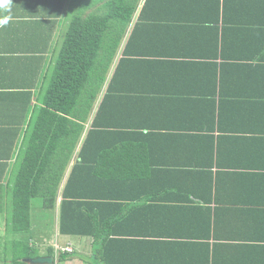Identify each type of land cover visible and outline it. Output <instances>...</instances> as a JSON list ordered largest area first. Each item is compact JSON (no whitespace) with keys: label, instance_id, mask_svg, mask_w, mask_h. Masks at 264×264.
Instances as JSON below:
<instances>
[{"label":"trees","instance_id":"1","mask_svg":"<svg viewBox=\"0 0 264 264\" xmlns=\"http://www.w3.org/2000/svg\"><path fill=\"white\" fill-rule=\"evenodd\" d=\"M77 1L79 11L69 23L42 106L33 114L34 122L27 124L24 133L16 161L8 228L15 235L28 233L33 201L39 199V208L50 211L56 208L60 197L58 232L73 241L88 240L89 264H189L194 255L209 253V242L215 236V218L220 209L209 206L222 202L221 184L225 181L224 177L214 175L211 167L214 155L221 152V140L194 135L195 155L202 159L209 157L208 165L195 161L196 173L192 170L191 176L184 179H166V173L157 177L153 166L161 163L146 161L144 155L152 151L145 144L153 142L156 149L165 135H157L155 130L150 134L134 130L129 136H119L101 127V117L116 102L113 95L117 92L113 88L116 78L119 76V81L124 82L133 77L134 69L138 72L133 62H125V57L119 61L97 109L98 96L117 45L141 4L129 43L135 40L136 29L146 35L145 31L155 29V23L171 22L175 26L174 16L178 13L185 17L179 18L183 25L173 28L174 41L201 42L209 32L211 41L217 44L215 57L227 62L226 67L220 65L221 75L247 72L260 76L264 82V0ZM9 2L0 4V25L8 16ZM163 9L167 12L164 17L154 16ZM170 11L175 13L170 15ZM192 22L208 30L189 28ZM163 30L158 31L162 38L170 31ZM128 51L129 46L125 54ZM212 66L217 69V65ZM259 143L264 145V139L248 140L247 149H259ZM123 157L131 161L117 163ZM252 178L253 183H247L250 181L247 178L244 179L247 182L242 180V187L255 188L254 194L262 197L264 175ZM140 189H147L148 193H135ZM180 195L185 198L180 200L177 198ZM185 200L203 205L183 207ZM140 202L147 204L143 206ZM261 205L264 202L254 206ZM239 213L254 216L264 211L249 209ZM234 217V213L228 216ZM188 230L193 233L185 236ZM77 254L76 250L55 252L53 247L46 252L54 258L53 264L82 255ZM39 256V248L30 245L29 240L12 242L11 264H28L23 260Z\"/></svg>","mask_w":264,"mask_h":264},{"label":"crops","instance_id":"2","mask_svg":"<svg viewBox=\"0 0 264 264\" xmlns=\"http://www.w3.org/2000/svg\"><path fill=\"white\" fill-rule=\"evenodd\" d=\"M79 4L77 0H11L8 16L0 25V217H4L0 221V263H12V259L7 262L6 257L11 258V249L7 247H12L14 241L27 239L33 242L40 250L39 257H48L46 252L53 247L49 242L53 225L48 237L44 232L40 235L37 220L33 219L30 231L23 237L13 234L6 222L11 208L16 161L21 153L27 124L34 122L33 114L42 106L41 100L56 57L69 23L79 11ZM141 7L142 4L117 45L106 82L98 96L97 109L123 57L125 62H133L138 72L134 69L133 77L124 82L119 81V76L116 78L113 88L117 92L112 93L117 103L114 102L106 115L101 117V127L110 129L111 135L129 136L134 130L143 134L155 130L157 135H165V139L156 144V149L155 143L147 142L145 145L152 153L144 156L149 163H161L160 166L154 165L153 169L156 168L157 177L166 173V179L190 177L192 170L195 171V161L201 160L206 166L210 162L209 157L202 159L195 155L197 145L194 135L212 136L214 141L220 139L221 152L214 155L211 167V172L224 177L222 180L225 181L221 184L222 202H213L209 206L220 209L215 218V236L209 242V253L193 254L189 264H264V213L254 216L239 213L249 209L264 211V205L254 206L264 202V193L259 197L254 194L255 188L242 187V180L247 178L250 181L245 182L253 183L252 177L264 175V145L259 143V149H247L248 140L264 139V109H261L264 82L260 76L247 72L221 75L220 65L226 67L227 62L215 57L217 44L211 41L209 32L204 34V41L201 42L174 41L173 28L183 25L184 21L179 18L185 17L178 13L174 16L175 26L171 22L163 25L155 23V29L145 31L146 35L136 29V38L129 43ZM164 10L154 13V16L164 17V12L167 13ZM173 13L170 11V15ZM200 15L207 16L205 13ZM188 26L200 29V25L193 22ZM163 29L170 31L162 38V33L158 31ZM128 46L129 53L125 54ZM213 64L217 65V69L213 68ZM119 88H123L122 92ZM210 129L212 132H209ZM174 135L178 136L171 137ZM120 161L117 163L131 160L123 157ZM217 162L221 166L217 167ZM164 169L169 172H163ZM135 193L146 195L148 190L140 189ZM177 198L181 200L185 197L180 195ZM58 199L60 203V197ZM140 203L143 206L147 204ZM186 205L203 204L185 200L183 207ZM49 212L51 210L47 211V215ZM233 213L236 217L228 218ZM56 228L58 230V219ZM190 233L193 231L181 232L185 236ZM62 238L56 241L61 242L57 249L72 246L71 238ZM80 241L88 242L87 239ZM54 250L57 251L56 247ZM76 258L69 261L75 263Z\"/></svg>","mask_w":264,"mask_h":264},{"label":"rangeland","instance_id":"3","mask_svg":"<svg viewBox=\"0 0 264 264\" xmlns=\"http://www.w3.org/2000/svg\"><path fill=\"white\" fill-rule=\"evenodd\" d=\"M38 202H40L39 199H36L33 201L31 214L33 216V219L37 220V225H38V229L40 230V235H42V233L44 232V234H46V236L48 237L51 233L50 228L53 225V231H52V234L49 236V238H50L49 242L54 248L56 247V250H57L56 252H58L59 250L57 249V247L58 246L60 247L61 242H56V241L57 240L61 241L64 239V238H62V236H60L58 234V230L56 228V221L58 219V213H56V209L59 205V199L57 200L56 208L51 210V212H49L48 215H47L46 210L39 208ZM3 219H4V217H0V221H2ZM52 221H53V223H52ZM46 222H47V224H46ZM1 226H2V222H0V227ZM23 237H26V236L23 235ZM74 239H76V238H74ZM29 243L33 244V242H30V241H29ZM7 248L11 249V247H7ZM66 248H69V249H67L68 251L70 249L76 250V251H78L79 254H82V255H81V257L78 256V258H76L77 261L75 263L68 261V262H64L65 264H89L88 263L89 262V256L91 254H90V250H89L87 241H80L79 242V241L75 240V241H73L72 246H67ZM0 252H1V248H0ZM79 254H77V255H79ZM10 259H12V258L6 257L7 262L10 261ZM2 261H3V259H2ZM0 264H4V263H0ZM60 264H62V263H60Z\"/></svg>","mask_w":264,"mask_h":264},{"label":"water","instance_id":"4","mask_svg":"<svg viewBox=\"0 0 264 264\" xmlns=\"http://www.w3.org/2000/svg\"><path fill=\"white\" fill-rule=\"evenodd\" d=\"M28 264H53V257H37L34 259H25L24 260Z\"/></svg>","mask_w":264,"mask_h":264},{"label":"clouds","instance_id":"5","mask_svg":"<svg viewBox=\"0 0 264 264\" xmlns=\"http://www.w3.org/2000/svg\"><path fill=\"white\" fill-rule=\"evenodd\" d=\"M4 3H7V0H0V4H4ZM70 166H71V164H70ZM58 250H61V251L66 250V251H68L66 248L65 249H58Z\"/></svg>","mask_w":264,"mask_h":264}]
</instances>
